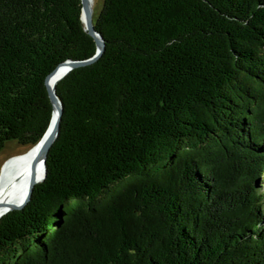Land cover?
Returning <instances> with one entry per match:
<instances>
[{"label":"trees","instance_id":"trees-1","mask_svg":"<svg viewBox=\"0 0 264 264\" xmlns=\"http://www.w3.org/2000/svg\"><path fill=\"white\" fill-rule=\"evenodd\" d=\"M81 13L0 0V151L40 140L47 75L95 54ZM94 24L0 264H264V0H103Z\"/></svg>","mask_w":264,"mask_h":264},{"label":"water","instance_id":"water-1","mask_svg":"<svg viewBox=\"0 0 264 264\" xmlns=\"http://www.w3.org/2000/svg\"><path fill=\"white\" fill-rule=\"evenodd\" d=\"M89 1L90 0H82V13L80 15H81V19L84 24L85 30L90 35H92L96 41L97 50L93 56L86 58V59H81V60H74L73 58L67 59L61 62L51 73L47 75L45 82H46L49 96L52 101L54 109H53L52 116H51L49 125L45 133L42 135V137L37 143L33 144L29 148V150H35L33 166L35 167L38 164H41L43 167V174L42 176H40L39 179L33 178L31 186L28 189L29 191L23 200L19 203L11 204L9 208L2 215L8 213L11 210L23 208L28 203V201L31 199L35 185L39 183L40 181H43L46 176V173H47L46 160H47L48 152L59 134V129H60L59 122H61L62 113H63V102L57 93L58 82L70 70H72V68L91 64L95 62L103 53V50L105 48V40H104L103 35L99 31H97V29L95 28L93 10L90 8ZM83 15H85V19L83 18ZM58 70L61 71V74L58 75L54 79V75L56 74ZM2 215H0V218L2 217Z\"/></svg>","mask_w":264,"mask_h":264},{"label":"bare ground","instance_id":"bare-ground-1","mask_svg":"<svg viewBox=\"0 0 264 264\" xmlns=\"http://www.w3.org/2000/svg\"><path fill=\"white\" fill-rule=\"evenodd\" d=\"M91 1H89L90 8L93 10ZM85 15H83L84 19ZM60 74L61 71L58 70L54 75V79ZM34 154L35 150L28 149L26 152L10 159L4 166L0 165V215L11 204L21 202L27 195L33 178L39 179L42 176V165L33 166Z\"/></svg>","mask_w":264,"mask_h":264},{"label":"rangeland","instance_id":"rangeland-1","mask_svg":"<svg viewBox=\"0 0 264 264\" xmlns=\"http://www.w3.org/2000/svg\"><path fill=\"white\" fill-rule=\"evenodd\" d=\"M93 7V18L97 19L102 6L103 0H92ZM31 146H23L19 144L16 140L7 141L5 147L0 151V165L4 166L10 159L26 152Z\"/></svg>","mask_w":264,"mask_h":264}]
</instances>
